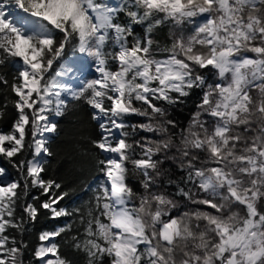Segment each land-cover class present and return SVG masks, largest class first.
<instances>
[{"label": "snow or ice", "instance_id": "obj_1", "mask_svg": "<svg viewBox=\"0 0 264 264\" xmlns=\"http://www.w3.org/2000/svg\"><path fill=\"white\" fill-rule=\"evenodd\" d=\"M14 10L22 15L14 16ZM122 11L130 22H119ZM168 22L178 31L163 49L167 54L158 58L151 34ZM144 23V37L135 35L133 24ZM57 32L62 39H56ZM73 39L81 53L94 58L99 73L75 89L57 79L63 72L48 76ZM8 59L21 63L10 84L18 118L11 131L0 130V153L15 156L31 135L35 154L51 155L45 141L35 137L57 130L48 117L64 114L68 101L62 93L84 99L99 122L101 137L92 143L106 153L98 161L106 179L87 219L81 217L85 238L75 245L88 254L89 264H104L105 257L109 264H264V0H125L118 6L107 0H0V65ZM209 67L219 82L207 83L198 71ZM0 83L9 81L0 75ZM193 88L204 89L199 110L176 143L170 132L175 122L157 102L180 103ZM129 114L148 121L135 127L166 137L137 142L139 159L131 155L127 133L111 135L114 128L125 127L122 118ZM4 115L0 108V118ZM202 115L213 122L201 120ZM172 148L182 159L180 167L188 169V181L205 195L193 200L190 190L181 188L180 193L211 211L197 208L172 215L174 200L152 190L158 187L162 164L154 157ZM195 151L205 153L204 162ZM128 163L143 176L142 194L127 182ZM25 165L23 189L18 180L0 184V264H23L22 247L6 232L21 227L15 207L19 191H27L28 178L48 195L40 208L53 217L71 215L55 206L67 193H57L61 184L42 178L43 164L34 157L18 167ZM24 210L35 220L34 204ZM70 227L45 232L40 240ZM49 254L55 259L46 264H69L55 243L35 251L38 258Z\"/></svg>", "mask_w": 264, "mask_h": 264}, {"label": "trees", "instance_id": "obj_2", "mask_svg": "<svg viewBox=\"0 0 264 264\" xmlns=\"http://www.w3.org/2000/svg\"><path fill=\"white\" fill-rule=\"evenodd\" d=\"M125 0L120 2L124 3ZM131 3V0H127ZM119 22H130L125 12L118 14ZM133 33L140 37H144L147 23L133 24ZM187 30H191V26H186ZM178 28L171 22L162 24L155 28L151 34L154 41L153 51L158 54V58L166 55L163 51L165 47H169L172 42L173 33L177 32ZM188 31L185 34H188ZM56 39H62V35L57 32ZM129 37V41H131ZM106 50H112L111 41ZM78 51V40L73 39L65 46L62 56L53 63L52 69L48 73L49 77L55 75L59 69L57 64L62 58L72 55ZM20 68L19 62L12 59L5 61L0 65V75H3L9 84L0 83V108L4 110V117L0 118V130L9 132L12 129L14 121L18 118V113L14 107V102L17 99L16 95L11 91L10 84L13 78L17 75V69ZM200 74L206 79L209 84L219 82V78L215 76L214 70L209 67L207 69H198ZM204 89L193 88L187 97L181 98L180 103L173 105L167 104L164 101H158V105L166 109L167 119L175 122L176 127L170 129L174 133L173 139L176 143L179 142L182 130L186 131L191 125L194 114L199 110L198 105L201 101ZM175 96V93H172ZM68 101L67 107L62 116H54L53 122L57 124V130L47 136L46 147L51 152V155L42 157L44 172L41 173L43 179L55 180L61 184V188L56 190L57 193H67L62 200L55 205L58 209H66L71 215L53 217L52 213L47 209L40 208V204L48 199V195L43 194L42 189L33 186L30 183V178L27 191H19V199L15 207V219L21 222L20 228H8L6 234L15 237L17 247H22L23 264H38L40 258L35 256V251L43 246L47 240L41 241L40 236L45 232H53L60 228H67L59 236L51 238V242L58 245L59 255L69 262V264H89V256L83 248L75 247L76 243L85 238L86 223L81 222L83 216L87 219L88 209L95 203V195L98 189V181L101 176L100 166L98 161L104 159V153L92 143L101 137V129L99 122L92 118L93 109L85 102L84 99L74 100L72 97L66 98ZM137 107H140L139 102H134ZM105 106H109V102L105 101ZM126 122L124 132L127 133V143L133 146L131 155L133 158L141 157V148L137 142L141 144L146 141H158L166 138L161 133L148 132L139 127H135L142 123H147L145 117L129 114L123 117ZM201 120L211 124L213 118L208 115H202ZM207 126V124H206ZM196 130V129H194ZM32 147H28V145ZM194 155L200 157V162H204L206 155L203 152L195 151ZM34 143L31 135L25 138V148L13 157H8L5 154L0 156V165H3L8 172V175L14 181L21 182V189L24 188V180L27 176L25 167H18L20 161H30L34 158ZM154 159L162 161L160 165L161 174L156 177V185L153 191H162L170 196L177 204L176 209L172 210V215L179 216L184 212L195 211L197 208L201 210L211 211L203 205L193 203L184 197L179 189L191 191L193 200L204 197V193L200 192L196 187V183L188 181L187 168H181L182 159L175 148L167 151V153L157 154ZM129 175L127 182L132 187L134 193H143L141 181L143 176L133 170L131 163H128ZM197 166H200L198 163ZM208 166H212L209 164ZM1 184V178H0ZM51 191V190H50ZM39 197V199H35ZM27 204H34L38 213L35 220L29 219L28 213L24 210ZM76 209L80 211L77 212ZM104 264H109L108 258L105 257Z\"/></svg>", "mask_w": 264, "mask_h": 264}, {"label": "rangeland", "instance_id": "obj_3", "mask_svg": "<svg viewBox=\"0 0 264 264\" xmlns=\"http://www.w3.org/2000/svg\"><path fill=\"white\" fill-rule=\"evenodd\" d=\"M121 1L122 0H116V2H110L109 0H107V2L113 6H118ZM13 14H14V16L22 15V14H18L15 10H14ZM19 65L21 67L20 62H19ZM57 66H59V69L55 72V75H52V77L56 76L57 72H63V74L60 77H57V79L62 83L71 85V87L74 89L83 86V84L87 80L99 77V73L96 71V63H95L94 58L91 56H88L86 53H81L79 51V49H78V51H76L72 55L62 58L61 61L57 64ZM67 97H71V96L68 93H62L61 94L62 99L67 98ZM54 116H55V113H52L51 115H49V117H48L49 120H51L53 122ZM122 121L126 125V122L123 120V118H122ZM4 132H6V131H4ZM51 133H53V132L38 133L37 136L35 137V139L44 140L45 146H46L47 136ZM123 133H125L124 128L123 129H115L114 128L111 135L115 136L116 138H122ZM5 146L6 147L8 146L7 142L5 143ZM2 154L3 153H0V156H2ZM46 154L47 153H44L42 155H40V154L36 155L35 154L36 155L35 159L37 161L40 160V163H41L42 157ZM105 155H106V153H104V157H105ZM31 160H33V158ZM0 168L4 169L3 174H0L1 184H5L7 182L14 181L8 175V172L3 165H0ZM103 181H104V175L101 174V176L99 177L98 184L102 183ZM50 244H52L51 239L47 240L46 243L43 244V246L46 247V246H49ZM48 259L54 260L55 257L52 254H49L46 257L40 258L38 264H46V261Z\"/></svg>", "mask_w": 264, "mask_h": 264}, {"label": "bare ground", "instance_id": "obj_4", "mask_svg": "<svg viewBox=\"0 0 264 264\" xmlns=\"http://www.w3.org/2000/svg\"><path fill=\"white\" fill-rule=\"evenodd\" d=\"M110 2H116V0H109ZM42 154H44V152L43 151H41V153H40V155H42ZM38 162H40V160H38ZM106 178L104 177V180H105Z\"/></svg>", "mask_w": 264, "mask_h": 264}]
</instances>
